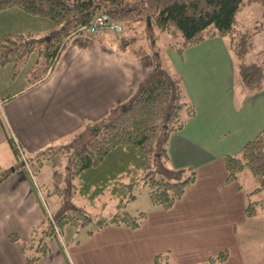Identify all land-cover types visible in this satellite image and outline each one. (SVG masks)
<instances>
[{
    "label": "crops",
    "instance_id": "obj_1",
    "mask_svg": "<svg viewBox=\"0 0 264 264\" xmlns=\"http://www.w3.org/2000/svg\"><path fill=\"white\" fill-rule=\"evenodd\" d=\"M44 19L17 8L0 11V36L37 37L38 26L49 24ZM95 37L106 43L109 34L73 36L56 66L35 81L25 76L22 84L7 89L16 78L4 73L7 64L0 66L2 148L10 136L23 152L35 155L65 143L83 123L100 120L128 100L152 68L151 53L116 51ZM165 53L164 70L180 76L195 110L169 138V164L193 170L195 181L170 210L149 202L137 229L108 225L86 232L82 241L48 240L49 253L37 264H153L154 257L165 252L173 264H206L223 250L229 252L223 264H244L238 256L236 230L258 216L247 219L244 212L245 196L257 184L245 188L241 176L238 182L227 183L224 158L240 154L264 131V93L246 90L248 95L238 97L241 83L224 39L205 40L180 55L166 46ZM134 212L128 213H139ZM43 224V206L28 175L12 170L0 185V264H26L20 244L28 243Z\"/></svg>",
    "mask_w": 264,
    "mask_h": 264
},
{
    "label": "trees",
    "instance_id": "obj_2",
    "mask_svg": "<svg viewBox=\"0 0 264 264\" xmlns=\"http://www.w3.org/2000/svg\"><path fill=\"white\" fill-rule=\"evenodd\" d=\"M253 4L264 7V0H0V11L17 8L51 22L44 38L32 34L0 36V66H16L28 54L38 51L46 58V74L56 66L74 33L90 25L96 15L106 14L123 26L124 33L116 41L108 39L104 43L97 37L95 40L116 51L130 49L137 56L150 53L151 39L147 36L153 30L170 36L174 42L166 46L179 55L205 40L224 39L239 82L251 94L264 93V50L261 64H246L249 36L235 27L237 14ZM145 39L149 40L147 48L140 44ZM151 55V70L127 101L111 108L100 120L83 123L65 143L51 145L33 157L39 166L43 160L52 159V167H58L54 178L64 182V188L56 183L55 194L79 198L90 208L100 202L99 208H105L106 196L114 203V213L107 219L101 216L102 210L93 216L70 200L62 201L50 218L43 208L44 223L49 222L45 233L48 240L58 239L66 225L85 228L92 224L96 231L108 225L137 229L146 213L131 215L125 211L135 199L136 187L147 189L148 200L154 207L170 210L195 181L193 170L173 169L168 156L170 136L185 126L195 110L185 95L180 76L166 72L159 57ZM7 143L13 157L22 161L19 169L28 175L35 189L23 151L10 136ZM61 158H66L63 167ZM224 167L229 184L238 182L245 170L256 182V189L245 196L244 207L245 217L254 218L258 209L264 207L263 201L253 199L264 192V131L246 143L240 154L226 156ZM11 172L0 171V185ZM11 240L18 242L14 235ZM36 243L32 237L28 243L20 244L26 264H37L49 253L47 243ZM34 245V253L29 254L27 249ZM228 257L229 252L223 250L205 263L223 264ZM153 264H173L170 253L156 255Z\"/></svg>",
    "mask_w": 264,
    "mask_h": 264
},
{
    "label": "rangeland",
    "instance_id": "obj_3",
    "mask_svg": "<svg viewBox=\"0 0 264 264\" xmlns=\"http://www.w3.org/2000/svg\"><path fill=\"white\" fill-rule=\"evenodd\" d=\"M43 21L49 24L45 27L41 25L38 26L40 32L36 38H44L50 31L51 22L46 18ZM235 27L240 31H246L249 36L248 50L244 62L246 64H261V52L264 50V7L257 4L245 6L236 16ZM147 38L151 39L152 49L150 50V53L158 56L161 68L167 70V60L165 57L166 44L172 43L174 40L168 35H160L157 30H153V34L148 35ZM147 40L145 39L140 43L143 48H147V45L149 44V40ZM5 69L4 73H9L8 78L11 76L16 78L13 84L12 82L6 84L8 85L6 87L8 89L22 84L25 76H28V79L31 81H35L36 78L41 77L46 69V58L41 56L38 51L32 52L18 61L16 66L10 63L7 64ZM238 92L237 95L240 99L241 96L248 95L241 84H238ZM7 133L10 134L9 131ZM22 155L25 160L24 162L28 164L29 176L34 183L35 188L40 192L38 195L47 216L54 215L56 210L60 209L63 203L62 201L67 202L69 200L72 204L83 206L93 216L102 210L101 216L107 219L114 213V203L108 200V196L103 199L104 202H107V206L100 209L101 202L97 203L95 208H90L79 198L69 199L68 196L64 197L55 194L56 183L57 186L64 188V182H58L54 178V171L58 170V167H52L53 160H43L41 162L42 164L39 166V164L32 160L35 155H32L27 151H24ZM59 162L61 167H63L66 158H61ZM20 167H22V161H18L13 157L8 144H5L3 148L0 146V171H12L13 168L19 169ZM240 182L245 188H249L251 185L254 187L256 186L255 181L246 170L241 174ZM134 195L136 197L135 202H133V200L127 204L126 212L136 213L134 212L136 210L137 212H145L148 205H150L147 197V189L136 187ZM253 198L254 200L263 201L264 204V192L255 195ZM68 210L70 211V209ZM257 215V217L255 216L256 219L247 222L245 225L239 226L236 230L238 246L240 249V251L238 250V256L244 264H264V207L258 209ZM48 230L49 222L47 220L40 230L37 229V231L33 232L34 234H32V237H35L37 241L36 245H40V243H49L45 234ZM92 230H94L92 224H89L85 228L66 225L60 230V239L64 243H68L70 240L75 242L82 241L84 240L83 238L86 232ZM35 247L36 246L34 245L30 249H27V252L29 254L34 253Z\"/></svg>",
    "mask_w": 264,
    "mask_h": 264
},
{
    "label": "built area",
    "instance_id": "obj_4",
    "mask_svg": "<svg viewBox=\"0 0 264 264\" xmlns=\"http://www.w3.org/2000/svg\"><path fill=\"white\" fill-rule=\"evenodd\" d=\"M100 31H108L112 34L113 38L116 39L123 32V27L121 24L112 21L107 15L99 14L97 15L93 22L79 29L75 35L80 33H87L94 35Z\"/></svg>",
    "mask_w": 264,
    "mask_h": 264
}]
</instances>
